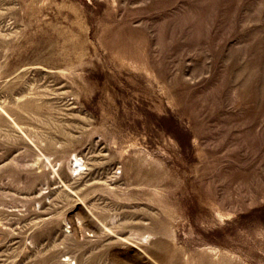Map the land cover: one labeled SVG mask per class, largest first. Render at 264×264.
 Returning a JSON list of instances; mask_svg holds the SVG:
<instances>
[{
  "label": "rangeland",
  "instance_id": "rangeland-1",
  "mask_svg": "<svg viewBox=\"0 0 264 264\" xmlns=\"http://www.w3.org/2000/svg\"><path fill=\"white\" fill-rule=\"evenodd\" d=\"M0 264H264V0H0Z\"/></svg>",
  "mask_w": 264,
  "mask_h": 264
},
{
  "label": "bare ground",
  "instance_id": "bare-ground-1",
  "mask_svg": "<svg viewBox=\"0 0 264 264\" xmlns=\"http://www.w3.org/2000/svg\"><path fill=\"white\" fill-rule=\"evenodd\" d=\"M80 159H77L76 161H79ZM76 171V170H75Z\"/></svg>",
  "mask_w": 264,
  "mask_h": 264
}]
</instances>
